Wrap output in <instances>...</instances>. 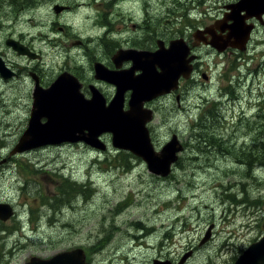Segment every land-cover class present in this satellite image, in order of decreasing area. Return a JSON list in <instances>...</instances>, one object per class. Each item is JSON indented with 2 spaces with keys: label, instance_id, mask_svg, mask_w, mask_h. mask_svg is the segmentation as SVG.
Returning a JSON list of instances; mask_svg holds the SVG:
<instances>
[{
  "label": "flooded vegetation",
  "instance_id": "1",
  "mask_svg": "<svg viewBox=\"0 0 264 264\" xmlns=\"http://www.w3.org/2000/svg\"><path fill=\"white\" fill-rule=\"evenodd\" d=\"M242 1L0 0V204H10L14 212L7 221L0 219V264L16 263L18 256L7 251L5 244L17 232L21 241H40L45 246L49 245L46 238H71L73 244L61 251L82 249L87 264H192L200 248L211 245L214 222L198 244L184 251L189 256L182 261L184 254L173 259L152 253V239L170 235L168 229L156 227L149 233L140 220H118V215L101 220L98 226L86 225L85 220H91L88 214L84 221H68L64 214L76 210L91 194L95 178L91 168L79 174L77 167L64 161L65 156H89L93 165L103 169L104 163L107 171L129 172L146 164L132 151L114 147L111 132L100 135L105 150L84 140L48 142L63 136L68 128L59 92L67 94L71 87L90 103L99 91L109 106L120 89L123 94L116 103L128 110L133 94L130 75H150L155 80L171 77L170 91L143 103L146 116H152L146 125L155 151H161L174 136L183 146L168 177H155L172 179L185 159H198L201 154L215 163L234 159L245 174H253L254 162L239 160L227 144L238 148L253 144L256 138L264 140V113H257L264 99V0ZM68 15L75 20L65 21ZM240 23L252 28L248 40L236 47L231 40ZM172 43L175 47L169 57H153L152 53L160 48L166 51ZM99 70L106 72L104 78ZM59 78L62 84L57 88L54 84ZM54 97L58 104L52 102ZM43 99L47 100L44 107ZM248 113L255 120L248 118L243 125L248 131L245 142L226 137L228 128L238 126ZM79 118L78 104L72 103L70 120L78 122ZM88 119L92 124L94 114ZM53 120L55 126L47 131ZM88 132V128L81 131L82 135ZM213 134L222 138L225 150L201 152V143ZM23 137L29 147L19 151ZM126 159L131 160L129 165ZM249 180L229 184L235 196L232 200L230 193L229 200L243 208L241 214L248 217V224L242 227L250 231L247 244L236 246L227 264H234L246 247L264 239V193H246ZM79 184L91 192H78ZM125 202L126 198L118 205ZM209 229L210 235L205 236ZM142 251L147 253L144 261L137 257ZM32 257L39 256L32 254L25 264ZM206 264L216 263L209 257ZM257 264H264V257Z\"/></svg>",
  "mask_w": 264,
  "mask_h": 264
},
{
  "label": "rangeland",
  "instance_id": "2",
  "mask_svg": "<svg viewBox=\"0 0 264 264\" xmlns=\"http://www.w3.org/2000/svg\"><path fill=\"white\" fill-rule=\"evenodd\" d=\"M64 20L74 21L75 16L68 15ZM241 100L244 102L243 97ZM262 101L263 105L257 111L261 114L264 113V99ZM248 118L255 120V117L248 113L247 118H240L238 126L228 128L225 136L232 135L245 142L248 131L243 125ZM64 161L77 167L79 174L91 168L95 178L91 194L83 202H79L76 210L69 211L68 215L64 214L68 221H84L83 217L88 214L91 220H85L86 225L88 223L98 226L101 220L118 215V220H140V224H143L149 233L155 231L156 227L168 229L170 235L152 239V253L168 255L173 259H178L189 246L198 244L209 223L214 222V238L211 245L200 248L192 264H206L209 257L216 264H227L230 257L236 253V246L247 244L250 229L243 228L242 224H248V217H242L243 208L229 200V195L232 194L229 184L247 178L246 174L241 173L243 171L234 159L219 160L215 163L205 154H201L198 159H185L184 167L178 169L172 179L166 180L155 177L146 165H138L129 172H122L111 168L107 171L104 163L101 164L104 167L101 169L97 164L91 163L89 156H65ZM249 181L255 186V194L264 193V172L259 180L253 178ZM125 198L124 205H118ZM129 216L131 218H128ZM86 230L85 226L84 231ZM15 234L10 235L5 244L7 251H14L16 257L18 256L15 264H25L32 254L43 258L51 257L74 242L73 239L65 237L63 244L53 247L50 243L45 246L40 241H21V235L18 232ZM45 241L49 242V239L46 238ZM52 241L55 242L56 239ZM79 241H84L83 234ZM27 243L31 245L25 246ZM145 252L137 254L141 261L147 256ZM130 258H133L132 254Z\"/></svg>",
  "mask_w": 264,
  "mask_h": 264
},
{
  "label": "water",
  "instance_id": "3",
  "mask_svg": "<svg viewBox=\"0 0 264 264\" xmlns=\"http://www.w3.org/2000/svg\"><path fill=\"white\" fill-rule=\"evenodd\" d=\"M247 1L253 2V0H243L242 2H247ZM62 9L63 7H60L58 8V11ZM251 28L248 29L245 27L243 28L240 24V26H235L233 32V27H232L231 31L233 33L236 32L232 44L236 47H241L242 44L246 42L249 33L251 31ZM213 41L217 43L216 39ZM215 46L218 47L217 44H215ZM173 47H175V43H172L171 46L168 49H166V51H163V49L160 48L155 53H152V55L153 57L155 56L156 59H161V58L163 59V57L165 58L169 57L170 50ZM99 72H100L99 75L102 77L106 74L104 70L103 71L99 70ZM179 75L180 73H178L175 76L176 80L178 79ZM107 76L110 77L111 75L109 76L108 74ZM60 78L54 84V86L56 85L55 87L57 88H59L60 84H62ZM169 78L161 77L160 79L158 78L157 80H155L150 75H144V76L139 75L138 77H133L130 75V79L132 80L131 87L133 89V94L130 101V108L128 110H123L122 108L120 109L116 103L117 100H119L123 94L122 92H120V89L118 90L119 93L116 94L113 102L109 106L105 105L104 98L99 93V91H97V94H94L93 99L90 101V103H92L94 107V109L92 108V111H91V104L88 101L85 100L83 101L82 96L79 94L77 95L76 91L71 87L68 89L67 94L63 93L62 95V93L59 92V94H57L58 97L60 98L59 100H61V102L63 103L64 110L68 114V116L65 115L66 119H63L65 125L67 124L68 128L65 127L63 136H59V138L55 140H49L48 143H59L63 140H74V141L84 140L88 145L96 149L105 150L107 149V146L100 139V135L103 132H111L113 134L112 141L114 147L130 150L133 153L141 156L143 160L146 162L148 170L153 174L160 176L169 175L172 169V165L177 161L178 153L182 151L183 146L181 145L177 136H174L163 146L161 151L159 152L155 151L151 139L149 137V133H148L149 129L146 125L147 121L152 119V116L150 115L146 116L147 113L143 107V103L145 100H150L160 94L170 91L169 81L171 79ZM54 100L55 97L52 99V102ZM46 102L47 100L43 99V107ZM54 103L58 104L57 101H54ZM72 103L76 105L78 104L79 114H80V118L78 122L70 120L72 113ZM91 113L94 114L95 119L94 122H92V124H88L89 123L88 115L90 117ZM55 124L56 123L54 122V120L49 122L47 124V131L52 127H54ZM84 128L89 129L88 133H84V135L86 136L82 135L81 133V131ZM27 147H29V144L26 138L23 137L22 140L19 142L17 149L19 151H23ZM13 214L14 212L10 204H0V219L2 221H7L13 216ZM209 231L210 229L205 234V236L210 235ZM188 256H189L188 253L185 254L182 258V261H184ZM263 257H264V239L245 249L234 264H257ZM26 264H87V263L85 260L83 250L77 249V250H68L66 252H61L60 254H57L47 259L32 257L31 260ZM155 264H169V261H158Z\"/></svg>",
  "mask_w": 264,
  "mask_h": 264
},
{
  "label": "trees",
  "instance_id": "4",
  "mask_svg": "<svg viewBox=\"0 0 264 264\" xmlns=\"http://www.w3.org/2000/svg\"><path fill=\"white\" fill-rule=\"evenodd\" d=\"M246 127H250V125H246ZM218 139L216 134L213 135H209L208 138L206 139L205 142L201 143L202 148H201V152H204L206 154H210L211 150H215V151H224V147H223V140L222 138L219 136ZM227 144L229 145V150H232V152L239 157V160L241 161H246L249 164H252L254 161L257 164H261L262 169H259L258 171L255 172L254 176L256 180H259V178L261 177V175L263 174V170H264V140H260V139H255L253 144H247L246 146H240L238 148L236 147H231V144L229 142H227ZM237 143L234 142L233 146H235ZM196 153V152H195ZM253 156V157H252ZM255 159V160H254ZM126 162L128 163V165L131 163L130 159H126ZM243 175L245 174L244 171L241 172ZM247 176V174H246ZM79 189L78 192H84V195H88V192H91V189H84L82 184H79ZM231 199L235 200V196L234 194L230 195ZM9 231H13L11 229H9ZM52 239H56L55 242L52 241ZM50 240V243H52L53 247L58 246L59 244L63 243L64 239L63 238H52Z\"/></svg>",
  "mask_w": 264,
  "mask_h": 264
},
{
  "label": "bare ground",
  "instance_id": "5",
  "mask_svg": "<svg viewBox=\"0 0 264 264\" xmlns=\"http://www.w3.org/2000/svg\"><path fill=\"white\" fill-rule=\"evenodd\" d=\"M91 6V5H90ZM90 8V7H89ZM259 116V115H258ZM264 118V117H263ZM253 157V156H252ZM255 160V159H254ZM248 163V162H247ZM251 167V166H250ZM253 170V169H252ZM64 194V193H63Z\"/></svg>",
  "mask_w": 264,
  "mask_h": 264
}]
</instances>
